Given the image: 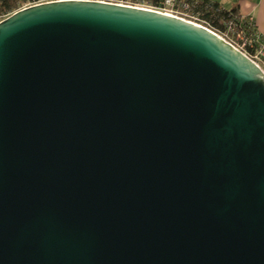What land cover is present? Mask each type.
I'll use <instances>...</instances> for the list:
<instances>
[{
    "label": "water",
    "instance_id": "1",
    "mask_svg": "<svg viewBox=\"0 0 264 264\" xmlns=\"http://www.w3.org/2000/svg\"><path fill=\"white\" fill-rule=\"evenodd\" d=\"M0 264H264V72L116 3L0 20Z\"/></svg>",
    "mask_w": 264,
    "mask_h": 264
},
{
    "label": "built area",
    "instance_id": "2",
    "mask_svg": "<svg viewBox=\"0 0 264 264\" xmlns=\"http://www.w3.org/2000/svg\"><path fill=\"white\" fill-rule=\"evenodd\" d=\"M58 0H23L22 4L18 7V9L0 15V20L9 16L11 13L30 7L33 5H38L41 3L52 2ZM100 2H108V3H116L119 5H127L133 6L143 9H149L153 11H157L160 13H164L167 15L179 17L185 19L190 22H194L199 25H203L210 29L211 31L218 34L222 39L226 40L236 49L242 51L245 55H247L252 61H254L260 68V62L264 61V38L261 39L260 34L254 30L253 22L251 18L246 19V23L244 24L240 18L237 19L235 17H228L224 20H219L224 27V32L219 33L213 29H211L206 24H203L197 20L191 14V9L199 3L201 0H94ZM242 16V15H241ZM244 25V26H243ZM255 44V49L253 55H248L245 51H243V47L245 45ZM262 69V68H261ZM263 70V69H262Z\"/></svg>",
    "mask_w": 264,
    "mask_h": 264
},
{
    "label": "trees",
    "instance_id": "3",
    "mask_svg": "<svg viewBox=\"0 0 264 264\" xmlns=\"http://www.w3.org/2000/svg\"><path fill=\"white\" fill-rule=\"evenodd\" d=\"M23 0H0V15L5 13H10L22 4ZM191 14L197 18V20L203 24H206L211 29L223 33L224 27L219 20L227 19L228 17H235L237 19L243 20L242 22L246 23V17L241 16L236 8L231 10H225L218 6L217 4H212L207 0H201L197 3L192 9ZM244 26V25H243ZM255 28L252 30L254 32ZM256 31V30H255ZM263 39V37H261ZM248 55H253L255 44L245 45L243 48Z\"/></svg>",
    "mask_w": 264,
    "mask_h": 264
},
{
    "label": "crops",
    "instance_id": "4",
    "mask_svg": "<svg viewBox=\"0 0 264 264\" xmlns=\"http://www.w3.org/2000/svg\"><path fill=\"white\" fill-rule=\"evenodd\" d=\"M225 10L236 8L246 18H251L255 30L264 38V0H207Z\"/></svg>",
    "mask_w": 264,
    "mask_h": 264
},
{
    "label": "rangeland",
    "instance_id": "5",
    "mask_svg": "<svg viewBox=\"0 0 264 264\" xmlns=\"http://www.w3.org/2000/svg\"><path fill=\"white\" fill-rule=\"evenodd\" d=\"M264 72V61L259 63Z\"/></svg>",
    "mask_w": 264,
    "mask_h": 264
}]
</instances>
